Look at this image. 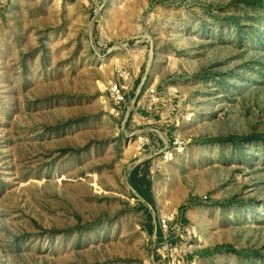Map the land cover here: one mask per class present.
Wrapping results in <instances>:
<instances>
[{
    "label": "rangeland",
    "instance_id": "374dc122",
    "mask_svg": "<svg viewBox=\"0 0 264 264\" xmlns=\"http://www.w3.org/2000/svg\"><path fill=\"white\" fill-rule=\"evenodd\" d=\"M0 264H264V0L0 1Z\"/></svg>",
    "mask_w": 264,
    "mask_h": 264
},
{
    "label": "built area",
    "instance_id": "2783aa9c",
    "mask_svg": "<svg viewBox=\"0 0 264 264\" xmlns=\"http://www.w3.org/2000/svg\"><path fill=\"white\" fill-rule=\"evenodd\" d=\"M2 1V0H0ZM130 71L123 67H117L114 71V76L107 82L106 94L108 101L110 103L111 113L115 116L123 115L124 110L132 109L136 111L133 107L135 102V97L137 94L130 98L128 83L130 80ZM148 100L143 103V108L147 111L156 109L157 103L160 101V97L155 89H149L148 91ZM139 104V103H137ZM179 140L175 139L173 144H178ZM142 145L148 144V141L142 142ZM171 155V152L164 153V158L167 159ZM178 224V221L175 218L174 213L163 214L157 219V225L159 228V239L160 243L163 244V249L166 252V255H162L163 258L175 257L177 255L178 246L168 244L169 232L174 226Z\"/></svg>",
    "mask_w": 264,
    "mask_h": 264
},
{
    "label": "trees",
    "instance_id": "16d2710c",
    "mask_svg": "<svg viewBox=\"0 0 264 264\" xmlns=\"http://www.w3.org/2000/svg\"><path fill=\"white\" fill-rule=\"evenodd\" d=\"M133 183H135V182L133 181ZM141 195H145V193H144V192H142V193H141Z\"/></svg>",
    "mask_w": 264,
    "mask_h": 264
}]
</instances>
